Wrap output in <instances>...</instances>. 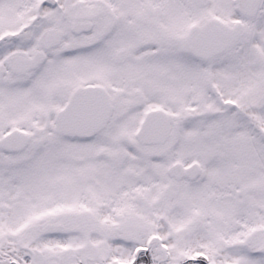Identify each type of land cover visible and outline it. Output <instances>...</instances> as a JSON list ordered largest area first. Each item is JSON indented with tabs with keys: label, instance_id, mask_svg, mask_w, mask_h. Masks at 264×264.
I'll return each mask as SVG.
<instances>
[{
	"label": "snow or ice",
	"instance_id": "snow-or-ice-1",
	"mask_svg": "<svg viewBox=\"0 0 264 264\" xmlns=\"http://www.w3.org/2000/svg\"><path fill=\"white\" fill-rule=\"evenodd\" d=\"M0 264H264V0H0Z\"/></svg>",
	"mask_w": 264,
	"mask_h": 264
}]
</instances>
